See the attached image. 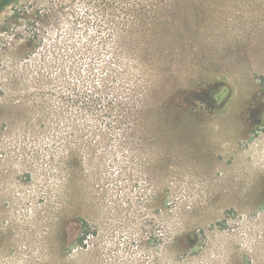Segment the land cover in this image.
Segmentation results:
<instances>
[{"label": "rangeland", "instance_id": "rangeland-1", "mask_svg": "<svg viewBox=\"0 0 264 264\" xmlns=\"http://www.w3.org/2000/svg\"><path fill=\"white\" fill-rule=\"evenodd\" d=\"M0 264H264V0L5 8Z\"/></svg>", "mask_w": 264, "mask_h": 264}, {"label": "trees", "instance_id": "trees-1", "mask_svg": "<svg viewBox=\"0 0 264 264\" xmlns=\"http://www.w3.org/2000/svg\"><path fill=\"white\" fill-rule=\"evenodd\" d=\"M17 1L19 0H0V13L4 11L5 8L15 4Z\"/></svg>", "mask_w": 264, "mask_h": 264}]
</instances>
